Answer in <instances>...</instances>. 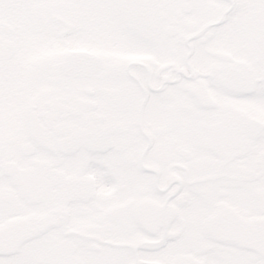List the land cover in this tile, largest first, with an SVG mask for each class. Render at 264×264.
Here are the masks:
<instances>
[{
	"label": "snow or ice",
	"instance_id": "obj_1",
	"mask_svg": "<svg viewBox=\"0 0 264 264\" xmlns=\"http://www.w3.org/2000/svg\"><path fill=\"white\" fill-rule=\"evenodd\" d=\"M0 264H264V0H0Z\"/></svg>",
	"mask_w": 264,
	"mask_h": 264
}]
</instances>
